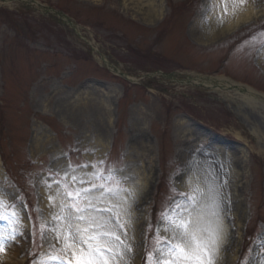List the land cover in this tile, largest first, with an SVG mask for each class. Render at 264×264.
I'll list each match as a JSON object with an SVG mask.
<instances>
[{
    "label": "rangeland",
    "instance_id": "obj_1",
    "mask_svg": "<svg viewBox=\"0 0 264 264\" xmlns=\"http://www.w3.org/2000/svg\"><path fill=\"white\" fill-rule=\"evenodd\" d=\"M32 1L0 0V235L19 233L6 252L17 248L22 264L48 259L47 245L33 240L39 244V226L60 201L49 207L57 186L49 193L44 182L70 183L104 161L126 191L112 213L100 214L131 219L126 237L117 229L132 245L127 264H147L175 205L226 226L216 264H264V96L247 100L245 92L192 81L193 69L222 72L264 90V0H250L258 16L204 41L186 34L191 21L194 32L225 21L236 0ZM149 2L157 16L145 22ZM102 58L133 80L114 75ZM83 164L89 167H77ZM190 176L198 184L182 189ZM209 189L219 193L218 220L200 195ZM187 195L196 196L194 206ZM78 255L70 250L62 264H77Z\"/></svg>",
    "mask_w": 264,
    "mask_h": 264
},
{
    "label": "snow or ice",
    "instance_id": "obj_2",
    "mask_svg": "<svg viewBox=\"0 0 264 264\" xmlns=\"http://www.w3.org/2000/svg\"><path fill=\"white\" fill-rule=\"evenodd\" d=\"M240 2L242 4L243 0ZM103 164L104 161L93 163L92 171L80 177L73 175L70 183H64L61 179L44 182L49 193L53 184L57 186L56 196H48L49 207L56 206V199L60 203L59 211L51 214V221L40 224L39 244L33 240L34 246L43 247L46 244L49 249L46 254L48 259L41 260L39 264H52L53 261L62 264L63 255L70 250H74L73 256L79 253L77 264H127L126 258L132 252V245L122 238L117 229L125 230L126 237L131 219L122 222L119 212L108 219L100 215L102 211L112 213L118 207L121 192L126 190L120 189L112 170L101 167ZM68 167L72 168V165ZM77 167L83 170L89 165ZM72 170L75 171L74 168ZM64 174L67 175V172ZM53 176H59V170ZM200 195L211 201L210 214L218 220L222 210L219 193L213 195L209 189L200 192ZM186 199L190 205L197 203L195 195H187ZM102 203L110 206L101 209L99 205ZM12 209L11 215L18 223L23 217L15 204ZM162 224L163 235L158 230L153 237L154 247L147 255V264H216L220 241L219 224L212 226L209 223L204 226L201 212L193 215L191 210L182 205H175L169 213H165ZM18 236L15 227L8 235H0V255L10 246L9 242H15Z\"/></svg>",
    "mask_w": 264,
    "mask_h": 264
},
{
    "label": "bare ground",
    "instance_id": "obj_3",
    "mask_svg": "<svg viewBox=\"0 0 264 264\" xmlns=\"http://www.w3.org/2000/svg\"><path fill=\"white\" fill-rule=\"evenodd\" d=\"M229 5H230V3L227 2L226 8L230 9ZM232 7H234V11H235L234 16L231 17L230 15H228L225 18V21H222V22L221 21H212L209 28L205 26L202 29H200L198 32L193 31L192 33H193V35H195L197 40L198 41L207 40L208 38L214 36L215 34L218 35L220 33V31L223 32L226 30H230L234 25L238 24L240 21H246V20H249L250 18H253V17H256L259 15L258 12L254 11V9L252 8L250 0H243L242 4H241L240 0H236ZM239 7L240 8L246 7V8H244V10L242 9V11L240 13H238L236 10ZM147 8L148 9H146V11L143 12L144 13L143 20L145 22L152 21L157 16V9L154 7V5L151 2H149V6H147ZM193 30H194V28H193ZM202 77L203 78L200 79V75H196V77L194 79H192V81L196 82L197 84L206 86V87H211V88L214 87V89L222 87L220 85L221 82L228 84V86H224L225 88H230L233 86L232 83H230L228 80H226L224 78H214V77H210V76H202ZM217 79H220V80H217ZM224 87H222V88H224ZM251 94L254 96L253 92L250 91V92L245 94V95H247L245 98L247 100L253 99L254 97H251L250 96ZM197 182H198L197 178L190 176L189 180L184 181L183 183L180 184L181 185L180 187L182 189H187L193 185L196 186L198 184ZM55 207H52V208H55ZM100 215L104 216L103 214H100ZM203 219H204V226H207L209 223H211L212 226H215L217 224H219V226H220L219 245H221V247L219 248V250L217 252V253H219V251L222 248V245L226 242L225 240L227 239V237H226V235H227L226 234V226H224L223 224L221 225L218 221H214L212 219H211V221L208 220V216H206V217L203 216ZM17 250L18 249L15 247H10L9 250H7L8 252H6V250H5L3 256H1L2 258H1L0 264H21L23 258H21L20 261H17L15 259L16 255H17ZM72 251H74V250H72ZM76 254H78V253H76ZM216 255L218 258H220L219 254H216ZM76 257H79V255ZM135 262H136L135 264H138V260Z\"/></svg>",
    "mask_w": 264,
    "mask_h": 264
}]
</instances>
